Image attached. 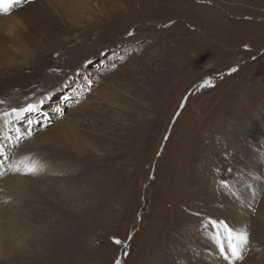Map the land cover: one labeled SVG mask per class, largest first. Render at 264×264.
Returning a JSON list of instances; mask_svg holds the SVG:
<instances>
[{"label":"rangeland","instance_id":"rangeland-1","mask_svg":"<svg viewBox=\"0 0 264 264\" xmlns=\"http://www.w3.org/2000/svg\"><path fill=\"white\" fill-rule=\"evenodd\" d=\"M36 1L0 14V111L34 106L0 133V180L14 154L39 169L0 186L19 201L0 264H244L264 197V0H61L78 27L29 42ZM238 214L249 243L225 259L227 233L205 225L234 236Z\"/></svg>","mask_w":264,"mask_h":264},{"label":"bare ground","instance_id":"bare-ground-1","mask_svg":"<svg viewBox=\"0 0 264 264\" xmlns=\"http://www.w3.org/2000/svg\"><path fill=\"white\" fill-rule=\"evenodd\" d=\"M77 1L78 4H82V7H86L88 8L87 11L90 12V14L92 13V11H94V7L95 5H93L91 0H75ZM95 1V0H94ZM98 1V0H97ZM102 1V0H101ZM109 1V0H108ZM103 3V2H102ZM107 3V2H106ZM76 4V3H74ZM73 4V5H74ZM108 4V3H107ZM69 6V8L67 9L68 11L71 9V7L73 6ZM104 5V4H103ZM27 6V5H26ZM25 6V7H26ZM63 4L61 0H39L36 1L34 3H30L27 7V14L28 17L26 18V30L27 32L23 33V40L26 41H33V39L36 37H39V33L44 32V36L43 37H39V41L41 42L40 39H42V42L44 40V38H47L48 40L52 39L53 36L56 35V33L58 34L59 30L62 29V27L64 28H69V30L75 29L78 27V25H73L70 24V22L74 21L77 18L76 13H70L69 15H67L68 11H64L65 13L63 14V12H61V10H63ZM98 9V6L96 4L95 6ZM217 7V6H215ZM26 10V8H25ZM83 8H81V13H83ZM24 11V10H23ZM73 11V10H72ZM20 12V11H19ZM51 13H53V15H51ZM67 13V14H66ZM101 13V12H100ZM67 16H66V15ZM89 14V13H88ZM93 14V13H92ZM96 14V12H95ZM98 14V13H97ZM215 14V13H214ZM99 15V14H98ZM102 15V13H101ZM68 17H70V20L68 19ZM30 18V19H28ZM92 19V17H91ZM8 21H10L11 19L7 18ZM12 21H10L9 23H11ZM0 24H6L5 23H0ZM78 24V22H77ZM43 27H45V30L42 29ZM55 28H57L56 30H54ZM49 30V32H48ZM41 36V35H40ZM46 40V39H45ZM33 45V43H31L30 45L26 46L27 48H31V46ZM3 46V45H2ZM2 47H0L1 49ZM9 50V49H7ZM12 50V49H11ZM2 51H6V50H2ZM7 52V51H6ZM5 53V52H4ZM8 53V52H7ZM2 55V54H1ZM3 57V56H1ZM6 57V56H5ZM174 59H179L178 56H173ZM4 61V60H3ZM7 61V60H6ZM12 61V60H11ZM13 62V61H12ZM178 62V61H177ZM180 62V61H179ZM11 62H5L4 64L0 63V67H6L5 64H8ZM168 64L166 66H169V63L171 64V61L167 62ZM177 63H174L171 67H174V65ZM4 70L3 68H0V71ZM1 79V78H0ZM161 79H167V76L164 74L161 76ZM0 85H2V83L0 82ZM6 110V112H4L3 110ZM0 111V133H6V129L12 128V129H19L21 128V126L14 122V116H13V112L12 110L8 111L7 110L9 108H4ZM11 109V108H10ZM5 113H8L7 115H5ZM76 121V119L74 120ZM77 122V121H76ZM10 123V124H9ZM13 126V127H12ZM1 137V135H0ZM37 144V143H36ZM3 145V142H2ZM22 149H27L26 145L22 147ZM14 151V150H13ZM18 151V150H17ZM36 151V150H35ZM27 154L31 155L29 150L27 149ZM16 154H14L13 156V167L6 172V174L1 178L2 180H0V186L2 184V182H4L5 180H9L8 183L10 184H14L16 185V189H18L17 191L19 192L20 189L26 184V183H31L33 180H30V177L27 176H23L25 175V173H28V170L31 169H36V171H39L38 167L36 166V164H33V162H28L26 159H21L19 156L17 157ZM11 160V158H10ZM38 165V164H37ZM14 166L20 168V171L17 172L14 170ZM39 166V165H38ZM6 169V168H5ZM9 169V168H8ZM7 169V170H8ZM2 170V169H1ZM43 171V170H42ZM31 176V175H30ZM38 176V175H37ZM36 176V177H37ZM48 180V179H47ZM40 181V180H39ZM7 184V181H5ZM4 185V184H3ZM2 185V186H3ZM10 187V186H9ZM12 187V186H11ZM2 187H0L1 189ZM4 188V187H3ZM6 188V187H5ZM24 188V187H23ZM42 188V187H41ZM54 188V187H53ZM1 192H6L3 189H1ZM11 190V189H10ZM9 191V190H8ZM16 191V192H17ZM0 192V193H1ZM15 192V191H14ZM15 192V193H16ZM26 192V191H25ZM5 194V193H2ZM7 194V193H6ZM9 194V192H8ZM13 195V194H12ZM11 195V196H12ZM22 196L23 194L19 193L18 196ZM26 195V194H25ZM3 201L6 197V195H1ZM12 198H10L11 200ZM8 202V199H6ZM19 202V201H18ZM18 202H11L9 204L7 203H2L0 201V219H3L2 221L5 222V226L7 228L8 224L10 222L13 221H17L18 220V210L16 209V206L19 207ZM252 204V203H251ZM254 205V204H252ZM21 206V205H20ZM254 208V207H253ZM20 209V208H19ZM256 218H258L255 222L258 224L259 229H258V235L256 236V239L253 241L251 248L250 249V256L244 260V264H251L253 262H255L256 264H264V236H263V231L261 230L262 226H264V197L262 198V200L258 203L256 209ZM242 214V211H241ZM234 215V223L235 226L237 227L239 234H245L247 232L246 228L247 225H245V221L244 223L242 222V220L240 221V215ZM14 223L13 228L11 229V231L16 227V225H18L17 223ZM212 228V227H211ZM214 229V228H213ZM211 231V230H210ZM214 235L217 236L218 241L216 240V247L214 246V250L219 249L220 250V245L223 244L225 251L224 254L227 256H231V252L228 250V240H227V235H224L223 233H221L220 230H216L213 231ZM238 235V234H236ZM246 235V234H245ZM235 236V235H234ZM243 248V247H242ZM242 251V249H241ZM249 253V252H248ZM210 259L213 261H217V253H214L213 255L210 256ZM218 259L220 261H223L222 258H220V255L218 257ZM232 263V262H231Z\"/></svg>","mask_w":264,"mask_h":264},{"label":"snow or ice","instance_id":"snow-or-ice-1","mask_svg":"<svg viewBox=\"0 0 264 264\" xmlns=\"http://www.w3.org/2000/svg\"><path fill=\"white\" fill-rule=\"evenodd\" d=\"M22 2V0H0V14H8L11 12L12 8H14L18 3ZM4 101L0 100V104H3ZM34 110L33 105H29L27 108H13L12 112L17 114H22L24 112H31ZM8 113H5L7 115ZM14 170L19 172L20 168L14 166ZM25 174H36V169H31L28 173ZM227 187V185H225ZM211 225L213 228H223L224 231L227 233V240H228V250L231 252V256L234 257L236 260H241V249L243 246L248 245L249 238L245 234H238L233 236V230L228 227V225L224 224L222 221H208V224L205 225V227ZM119 243V241H117ZM220 251L223 254L225 251V248L223 244L220 245ZM225 259H228V256L224 257ZM119 264V262H117Z\"/></svg>","mask_w":264,"mask_h":264}]
</instances>
